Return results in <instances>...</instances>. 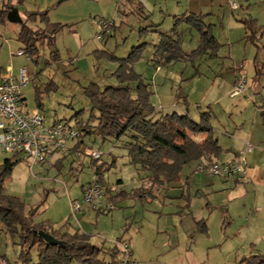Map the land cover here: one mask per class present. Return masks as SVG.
<instances>
[{
	"label": "rangeland",
	"instance_id": "obj_1",
	"mask_svg": "<svg viewBox=\"0 0 264 264\" xmlns=\"http://www.w3.org/2000/svg\"><path fill=\"white\" fill-rule=\"evenodd\" d=\"M8 1L0 0V6ZM59 2L11 1L22 21L28 13L47 11L49 24L65 26L55 37L56 62L46 63L50 54L46 45L37 64L26 54L17 56L23 49L17 41L19 24H0V76L17 77L20 69L26 70L28 83L22 89L23 106L19 108L24 112L37 109V89L42 99L39 112L46 126L58 121L74 126L72 118L80 111L81 118L88 119L91 106L84 88L90 83L100 88L117 86L112 76L117 63L98 51L123 58L131 48L141 44H145L142 57L133 70L151 85L150 101L163 114L182 113L187 108L189 116L198 121L201 113L210 111V125L218 146L231 143L242 135V130H249L255 118L262 120L256 107L263 104L264 108V74L256 76L255 68L264 67V39L258 47L245 42L243 25L238 22L246 15L245 8L231 10L228 0ZM187 6L191 12L186 13ZM189 13L206 16L205 24L212 26V34L220 45L215 57L203 56L192 62L155 68L150 60L159 34L171 29L173 17ZM100 19L114 21L111 34L102 41L96 39L100 33L96 22ZM178 33L183 53L189 54L198 46L199 33L195 30L180 25ZM240 68L246 78L247 94L231 99L233 74ZM50 82L53 88L45 93ZM85 141L91 142L88 137ZM114 145V140L95 144L101 153L98 164L115 162L102 180L107 186L117 188L111 192L113 196L125 193L115 198V209L106 214L89 209L76 215L71 212L70 201L81 199L80 186L90 182L94 174L91 160L85 156L61 159V167L36 165L33 173L22 156L5 182V193L20 198L26 211L38 209L35 223L48 222L55 228L68 223L70 230L80 229L103 252L109 253L118 239L129 241L133 258L139 264H239L242 258L256 254L251 249L257 239L241 234L242 222L249 214L238 209L242 206L240 201L234 200L227 211L222 193L202 191L200 187L196 192L197 189L185 187L184 180L180 184V177L176 182L158 187L155 198L143 197L140 188L146 174L128 165L124 150ZM8 156L0 152V162ZM55 161L56 158L52 165ZM76 162L84 163L83 168L79 166L78 171H71V165ZM119 180L122 181L120 189L116 184ZM180 187L184 189V198ZM246 199L249 203L250 198ZM194 219L207 221V233L199 231ZM189 235H193L192 240ZM19 252L17 238L0 234V259L15 264ZM36 262V253L32 251L29 264Z\"/></svg>",
	"mask_w": 264,
	"mask_h": 264
},
{
	"label": "trees",
	"instance_id": "obj_2",
	"mask_svg": "<svg viewBox=\"0 0 264 264\" xmlns=\"http://www.w3.org/2000/svg\"><path fill=\"white\" fill-rule=\"evenodd\" d=\"M65 1L60 0L59 3ZM11 9L13 7L9 1L0 6V24L7 22L6 16ZM47 13H28L26 20L19 24L17 41L23 45L20 50L32 58L35 64L44 45L50 50L46 63L57 61L55 37L65 26L49 24ZM205 17L193 13L173 17L171 29L160 33L158 41L152 46V65L158 68L177 62H192L203 56L209 59L215 57L220 45L212 34V26L205 24ZM238 21L243 25L245 42L258 47L264 28H259L250 15H245ZM180 25H186L199 33L198 46L189 54L183 53L181 49L178 33ZM144 46L145 44H141L131 48L123 58L98 51L117 63L112 74L117 86L100 88L98 84L90 83L84 88V95L91 106L90 117L82 119L80 111L72 119L83 131L84 138H90L92 146L95 147L97 141L102 145L114 140L115 146L124 150L127 164L146 174L145 178L151 188L157 189L176 182L183 167L190 163H213L221 149L213 137L210 111L201 113L199 120L194 121L187 108L184 113L170 114H161L156 110L150 101L151 85L133 70L134 64L142 57ZM255 70L256 76L264 74V68ZM52 85L50 82L44 92L51 91ZM36 91L35 101L39 110L42 108V99L37 89ZM261 115L264 120V111ZM97 161H90V166L102 183L103 174L114 167L115 162L98 164ZM18 162L20 160L16 157H7L0 163V228L10 238L18 239L20 252L16 264H29L32 251H35L37 257L34 264H111L116 253L115 247L109 253L103 252L101 247L93 245L90 238L80 231L68 233L61 229L53 230L48 224L35 223L38 209L26 211L20 198L5 193V182ZM110 193L106 189V195ZM124 194L120 192L111 198ZM196 226L200 232L207 233L203 220L197 221ZM39 231L51 235L60 245L47 244L38 235ZM239 264H264V255H249L242 258Z\"/></svg>",
	"mask_w": 264,
	"mask_h": 264
},
{
	"label": "built area",
	"instance_id": "obj_3",
	"mask_svg": "<svg viewBox=\"0 0 264 264\" xmlns=\"http://www.w3.org/2000/svg\"><path fill=\"white\" fill-rule=\"evenodd\" d=\"M240 0H229V8L237 10ZM100 33L96 39L102 41L104 36L111 34L114 27L113 20L100 19L98 21ZM25 55L19 50L17 56ZM28 83V75L24 68L20 69L17 77L0 76V152L10 157L24 158L29 162V168L35 165L50 168L54 159H67L70 156L88 157L97 161L101 157L98 149L85 141L83 131L77 125L68 122H54L46 126L45 118L38 109L24 112L19 108L22 89ZM247 94V82L243 74H239L229 92L231 99ZM247 146L245 151L231 162L198 163L193 169L194 174H202L209 178H217L227 182H239L245 173L244 153L251 152ZM73 215L83 210H93L98 213H108L115 209V205L106 201V188L93 174L82 191L81 199L70 201ZM116 253L111 264H139L132 257L129 242L120 240L115 243ZM0 264H7L0 259Z\"/></svg>",
	"mask_w": 264,
	"mask_h": 264
},
{
	"label": "crops",
	"instance_id": "obj_4",
	"mask_svg": "<svg viewBox=\"0 0 264 264\" xmlns=\"http://www.w3.org/2000/svg\"><path fill=\"white\" fill-rule=\"evenodd\" d=\"M11 1L12 0H9L10 4H11ZM228 3H229V0H228ZM239 3H240V7L246 9L245 14L250 15L252 18H254L257 22L258 27L263 29L264 28V0H240ZM188 9L189 10H186V13L188 11L190 12L192 11L190 10V8ZM193 11L195 12V10ZM96 26H97L98 33H99L100 27L98 25V22H96ZM263 39H264V36L261 35V40L259 42L260 44L262 43ZM103 42L105 43V41ZM241 71H242L241 68L237 69V71L233 74V81L231 84L232 86L237 76L241 73ZM255 75H256V70H255ZM258 82L259 80L257 79V83ZM261 106L259 108L256 107L257 109L260 110V114L264 111L263 106L262 107ZM156 110L158 112H161L160 109H156ZM161 114L163 113L161 112ZM261 118H262V115H261ZM242 131H243L242 135L235 138L234 141H232L231 143L221 144L219 146L221 149L220 154H218L216 159L212 161L213 163L231 162L235 160L239 154L244 152L248 145L251 146L252 151L249 153L248 152L244 153V160H245L246 167H245V173H244L243 179L241 181L227 182V181H223L217 178H209L202 174H194L193 169L196 166V164L200 162H193L183 167L180 173L181 179L179 183L181 184L182 180H184L185 187L187 186V187H192L194 189H197L196 192L200 191L198 190L200 187L202 191H211L212 193L217 191V193H222V196L226 197V199L224 198V202H225V205L227 206V211L230 205L233 204L232 202L234 200L237 199L238 201H240L242 203V206L240 205L238 209H240V211L243 213L245 212L246 214H249V217L245 218V220H243L242 222L243 224L242 227L244 228V231H242L241 234H243L247 238L254 237L257 239L256 241H258L257 243L256 241L255 243H252L253 248L254 246L255 248L254 249L252 248L251 250L252 252H255L256 254H251V255H264V120L263 118L262 120L255 118L249 130L246 129ZM217 143L219 142L217 141ZM72 162L75 163V161H72ZM35 166H33L30 170L32 173H33V170L35 169ZM59 166L60 167L62 166V161L61 159H56L53 167H59ZM79 166L83 168L84 163L78 162L76 165H71L70 167L71 171L73 170L78 171ZM28 167H29V163H28ZM102 183L105 186V188L109 190L110 192H113L115 189H117V188H111L107 186L104 180H102ZM116 184H117V187H119L118 189H120L121 187L120 185H122V181L119 180ZM85 185L86 184H83L80 186V196H82V191ZM179 189H180L179 191H181L182 193L181 194L182 198H184L185 197L183 195L184 189L182 187H180ZM140 190L143 191L142 192L143 197L152 199V198H155L154 193L157 192L158 188L157 189L151 188V185L145 179L143 181V185L141 186ZM133 191H137V190H133ZM166 191L168 190L166 189ZM136 193H138V195L139 194L141 195V192H136ZM7 194L13 195L12 193H9V192H7ZM112 196H113L112 193L107 194L106 201L116 206V200L111 198ZM246 198H250L249 203H247L248 199ZM200 220H203L205 222L206 230H207L208 229L207 221L204 219H200ZM194 222L195 223L197 222L196 219H194ZM42 223L49 225L48 222L47 223L42 222ZM68 227H69L68 223H65L61 228L59 226L55 228L53 225H51L50 228H52L53 230L61 229L63 232H68V233H74L76 231H80V229L70 230ZM0 234L7 236L1 230V228H0ZM188 237H190L191 240L193 239V235H189ZM132 257H133V250H132Z\"/></svg>",
	"mask_w": 264,
	"mask_h": 264
},
{
	"label": "water",
	"instance_id": "obj_5",
	"mask_svg": "<svg viewBox=\"0 0 264 264\" xmlns=\"http://www.w3.org/2000/svg\"><path fill=\"white\" fill-rule=\"evenodd\" d=\"M6 20L9 23H13V24H21L22 23V19L20 18L18 11L16 9H11L6 16ZM38 235L47 243L50 244L52 246H56V245H60V242L57 241L56 239H54L51 235L43 232V231H39Z\"/></svg>",
	"mask_w": 264,
	"mask_h": 264
}]
</instances>
